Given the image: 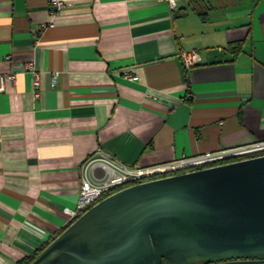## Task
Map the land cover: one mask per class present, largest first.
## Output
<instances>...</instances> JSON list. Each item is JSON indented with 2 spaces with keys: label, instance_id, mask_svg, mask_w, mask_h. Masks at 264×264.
Instances as JSON below:
<instances>
[{
  "label": "crops",
  "instance_id": "0c3cea01",
  "mask_svg": "<svg viewBox=\"0 0 264 264\" xmlns=\"http://www.w3.org/2000/svg\"><path fill=\"white\" fill-rule=\"evenodd\" d=\"M62 1L0 0V74L16 75L0 93V264L65 230L99 155L150 166L264 140V0H208L202 17L188 0ZM185 51L202 61L185 69Z\"/></svg>",
  "mask_w": 264,
  "mask_h": 264
},
{
  "label": "water",
  "instance_id": "95a60500",
  "mask_svg": "<svg viewBox=\"0 0 264 264\" xmlns=\"http://www.w3.org/2000/svg\"><path fill=\"white\" fill-rule=\"evenodd\" d=\"M241 260L264 264V156L122 189L83 213L30 264Z\"/></svg>",
  "mask_w": 264,
  "mask_h": 264
},
{
  "label": "built area",
  "instance_id": "2783aa9c",
  "mask_svg": "<svg viewBox=\"0 0 264 264\" xmlns=\"http://www.w3.org/2000/svg\"><path fill=\"white\" fill-rule=\"evenodd\" d=\"M167 1L172 7H175L178 0ZM51 5L55 8V12L61 11L67 6L62 0H51ZM55 12L53 11V14ZM182 61L185 69H190L198 65L202 61V57L196 51H185L182 53ZM26 67V70L33 74L35 97H39V72H37L34 63H29ZM126 77L131 81L137 80L134 76ZM7 81L15 84L16 75L14 73L0 74V93L5 92ZM56 83L57 76H53L52 85L54 86ZM99 156L82 166L77 205L74 209H64L70 222L77 220L83 213L106 197L130 186L264 156V140L233 148H224L215 152L183 156L150 166L117 163L103 155Z\"/></svg>",
  "mask_w": 264,
  "mask_h": 264
},
{
  "label": "trees",
  "instance_id": "16d2710c",
  "mask_svg": "<svg viewBox=\"0 0 264 264\" xmlns=\"http://www.w3.org/2000/svg\"><path fill=\"white\" fill-rule=\"evenodd\" d=\"M188 2H189V5L195 10V11H197L199 14H200V16L202 17V16H205V14H207L206 12H207V10L208 9H210V7H208V0H188ZM207 9V10H206ZM205 10H206V12H205ZM204 20H206L204 17H203V21ZM240 47V44L238 45V46H234L233 47V49H238ZM238 53V52H237ZM74 222V221H73ZM73 222H71L66 228H68ZM66 228H65V230H66ZM64 231V230H63ZM62 233V232H61ZM60 233V234H61ZM59 234V235H60ZM58 235V236H59ZM57 236V237H58ZM50 244V243H49ZM48 244V245H49ZM47 245V246H48ZM46 246V247H47ZM45 247V248H46ZM42 251V250H41ZM40 251V252H41ZM36 258V256L35 257H32V258H29V259H25V260H23V261H21V262H19V263H17V264H30L34 259Z\"/></svg>",
  "mask_w": 264,
  "mask_h": 264
},
{
  "label": "flooded vegetation",
  "instance_id": "af4514ba",
  "mask_svg": "<svg viewBox=\"0 0 264 264\" xmlns=\"http://www.w3.org/2000/svg\"><path fill=\"white\" fill-rule=\"evenodd\" d=\"M236 262H240V263H236ZM256 260H248V261H245V260H241V261H229V262H225V264H261V263H255ZM200 264H204V263H200Z\"/></svg>",
  "mask_w": 264,
  "mask_h": 264
}]
</instances>
